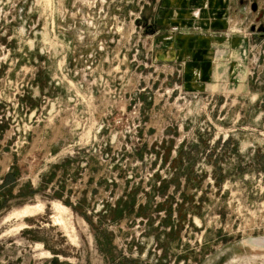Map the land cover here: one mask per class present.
Returning <instances> with one entry per match:
<instances>
[{
  "label": "rangeland",
  "instance_id": "obj_1",
  "mask_svg": "<svg viewBox=\"0 0 264 264\" xmlns=\"http://www.w3.org/2000/svg\"><path fill=\"white\" fill-rule=\"evenodd\" d=\"M3 196L0 264H264V0H0Z\"/></svg>",
  "mask_w": 264,
  "mask_h": 264
},
{
  "label": "trees",
  "instance_id": "obj_2",
  "mask_svg": "<svg viewBox=\"0 0 264 264\" xmlns=\"http://www.w3.org/2000/svg\"><path fill=\"white\" fill-rule=\"evenodd\" d=\"M166 150H167V153L170 154L171 148H167ZM19 175H20L19 170L15 169L14 171H12V173H9L8 176H6V178L4 180L3 187L4 188L9 187V190H7V193H10V191L12 190V187H14L15 183L17 182V178H19L18 177ZM4 197L5 196H3V198ZM122 203H120L118 205V207L114 211H111L112 216L114 217L115 220L123 219L124 216L127 214V212H129V213L131 212L132 213L131 210H132L133 206L135 205L133 202H131L129 204L128 203L122 204ZM6 204H7V200H5V198H4V200L2 202H0V210L4 209ZM162 210H166L167 215H168V217H167V219H166V221L164 223V225H166L167 227H170V233L168 234V236L169 235L171 236V234H173V236L174 235L177 236L179 234L178 230H176L175 227H172L173 207L171 206V207L165 209L164 206H159L157 208L158 212H161ZM141 216L144 217V215H142V214H141ZM180 220L181 221L187 220V216L186 215H183V216L180 215ZM125 264H136V263L131 262L129 260H125Z\"/></svg>",
  "mask_w": 264,
  "mask_h": 264
},
{
  "label": "bare ground",
  "instance_id": "obj_3",
  "mask_svg": "<svg viewBox=\"0 0 264 264\" xmlns=\"http://www.w3.org/2000/svg\"><path fill=\"white\" fill-rule=\"evenodd\" d=\"M52 206L60 214L68 213L70 211L67 207L62 206L61 204L54 203ZM44 209H45L44 204H37L34 206H26L25 208H23L22 210L19 211V215H23L25 217H31V216H33L34 213H36L38 211H42Z\"/></svg>",
  "mask_w": 264,
  "mask_h": 264
},
{
  "label": "crops",
  "instance_id": "obj_4",
  "mask_svg": "<svg viewBox=\"0 0 264 264\" xmlns=\"http://www.w3.org/2000/svg\"><path fill=\"white\" fill-rule=\"evenodd\" d=\"M185 1L189 2V4H193L195 2H198L199 0H185ZM203 1H206V0H200V2H203ZM184 42L186 43L185 44V47H186V45H189V44H193L194 43L193 40H189V39L188 40H184ZM197 48H199V47H197ZM200 48L201 49L197 52V54L195 52L196 57H195V61L194 62L196 63V65L204 64V62L208 61L207 60V55L208 54L206 52L205 46L202 44L200 46Z\"/></svg>",
  "mask_w": 264,
  "mask_h": 264
},
{
  "label": "water",
  "instance_id": "obj_5",
  "mask_svg": "<svg viewBox=\"0 0 264 264\" xmlns=\"http://www.w3.org/2000/svg\"><path fill=\"white\" fill-rule=\"evenodd\" d=\"M253 10L256 11L257 10V7L256 5H253Z\"/></svg>",
  "mask_w": 264,
  "mask_h": 264
}]
</instances>
